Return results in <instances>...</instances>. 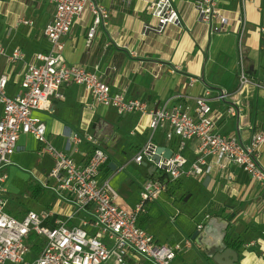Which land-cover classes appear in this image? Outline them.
I'll return each mask as SVG.
<instances>
[{
	"label": "crops",
	"instance_id": "0c3cea01",
	"mask_svg": "<svg viewBox=\"0 0 264 264\" xmlns=\"http://www.w3.org/2000/svg\"><path fill=\"white\" fill-rule=\"evenodd\" d=\"M155 1L157 0H104L102 4L110 13V25L106 29L89 12H85L76 21L71 34L61 40L67 63L83 66L98 74L110 86L113 94H122L127 100L147 101L152 108L165 105L171 108L179 95L188 97L189 104H192L195 98L206 96L209 92V104L216 113L223 114L227 107L217 100V95L224 90L244 108V116L241 118L243 126L262 119L264 87L252 84L241 91L239 87L242 66L253 82L261 83L264 79V2L217 0L220 12L229 22L226 32L211 36L208 27L199 22L196 5L189 0L176 1L183 26L170 25L159 31L157 19L149 9L150 4ZM54 13L55 7L45 0H0V44L8 53L19 47L26 54V61L16 64L0 57V75L6 74L9 78L6 88L8 97L13 98L21 93L26 63L33 61L35 55L50 49L44 30ZM25 21L30 23L26 24ZM93 27H97V34L94 39H90L88 34ZM61 92L64 100L52 99L49 110L36 111L34 116L46 123L49 142L56 149L72 156L79 164L87 163L92 147L88 143L76 147L70 142V138L75 134L83 137L92 135L96 138L109 157L107 166L102 169V177L111 181L118 194V202L127 207L118 193L122 184L117 180V172L123 168L118 163L125 146H130L135 156L150 139L143 145H135L128 139V136L131 139L138 135L146 137L152 132L148 129L149 118L141 113L119 115L114 108L93 105L86 89L80 85L64 86ZM2 113L3 106L0 103V117ZM236 128L237 120L226 118L218 121L216 131L232 134ZM159 130V134L154 135L157 146L177 152L179 139L168 142L166 128ZM196 146V142L187 145L183 154L188 160L195 159ZM37 150L38 142L33 137L20 138L19 150L13 156L14 165L6 169L9 179L5 188L10 205L9 193L13 186L9 181L19 172L25 171L24 178L28 186L39 187L43 194L49 192L52 195L51 203L43 208L54 214L49 224L51 225L57 217L65 218L74 211L71 206L58 201L57 196L43 186L42 182L47 179L54 162L51 157L41 158ZM45 159L49 161V166L44 172H40L36 162ZM29 161L32 163L29 165L32 166L31 169L26 165ZM131 162L134 163L133 159ZM111 163L116 167L114 170L110 168ZM260 163L264 168V148ZM146 167L148 173L145 181L153 176L159 177V173L151 165ZM195 181L208 191L210 198L201 210L204 214L202 220L193 229L180 233L168 230L163 232L165 215L157 213L151 216L150 213L155 202L148 205V213L142 218L144 229L159 244L174 245L192 238L198 226L206 225L210 217L234 219L226 237L242 244L238 264H264V206L259 190L253 185L249 175L239 167L232 166L226 172L215 171L206 186L205 180ZM53 183L52 180L50 184ZM177 184L179 182L173 184L165 194H170ZM10 212L16 217H23L28 211L17 209ZM74 217L70 225H78L83 214L79 213ZM206 247L207 250L201 249L193 241L192 248L178 255L174 264L231 263V255L224 250L219 253L212 244H206ZM226 248L232 249L228 245ZM130 264L150 263L136 257Z\"/></svg>",
	"mask_w": 264,
	"mask_h": 264
},
{
	"label": "built area",
	"instance_id": "2783aa9c",
	"mask_svg": "<svg viewBox=\"0 0 264 264\" xmlns=\"http://www.w3.org/2000/svg\"><path fill=\"white\" fill-rule=\"evenodd\" d=\"M45 1L55 7L54 17L44 30L50 49L26 63L22 91L18 96H7L9 78L6 74L0 75V103L3 106L0 117V264H130L136 257L150 264H174L178 255L192 248L193 240L186 238L174 245L159 244L142 227L148 205L169 192L173 184L186 179L202 182L215 171L226 172L232 166L249 175L264 206V168L260 163L264 148V117L243 126L244 108L224 90L217 95V100L227 107L223 114L216 113L209 104V92L195 98L192 104L188 97L179 95L171 108L167 105L152 108L147 101L127 100L122 94H113L98 74L83 66L68 64L61 42L64 36L71 34L76 21L85 12H89L103 28L109 27L110 13L102 4L104 0ZM176 1L157 0L150 4L159 31L170 25L183 26ZM189 1L196 5L199 22L208 27L211 36L227 31L229 19L220 12L217 0ZM96 34L97 27H93L88 36L94 39ZM0 57H5L11 64L26 61L21 48L8 53L1 44ZM252 84L262 88L264 79L261 83L253 82L242 66L239 91ZM69 85L83 86L93 105L114 108L119 115L141 113L149 118L148 129L152 136L137 151L133 162L139 166L151 165L159 177L153 176L144 183L139 202L133 208L121 206L111 181L103 179L102 169L107 166L109 157L96 138L77 134L70 138L76 147L84 143L92 147L87 163L79 164L49 142L46 123L34 116L36 111L49 110L52 99L64 100L61 89ZM226 118L237 120L236 131L232 134L216 131L218 121ZM161 128H166L168 142L179 139L178 151L169 159L161 156L156 161L159 147L154 142V135ZM22 136H31L38 142L37 153L41 158L53 159L54 166L42 184L57 196L58 201L71 206L74 211L65 218L57 217L51 225L54 214L50 210L28 211L23 217H16L9 210L6 169L14 165L13 156L19 150ZM191 142L197 143L196 157L188 160L183 152ZM79 213L83 214L80 223L70 225ZM203 227L199 225L198 229ZM38 243L41 249L35 253L33 246Z\"/></svg>",
	"mask_w": 264,
	"mask_h": 264
},
{
	"label": "rangeland",
	"instance_id": "374dc122",
	"mask_svg": "<svg viewBox=\"0 0 264 264\" xmlns=\"http://www.w3.org/2000/svg\"><path fill=\"white\" fill-rule=\"evenodd\" d=\"M159 131L157 134H159ZM151 136L152 132L146 137L138 135L131 139L128 136V139L130 142H134L135 145L140 143L143 145ZM156 140H158V136ZM133 156V149L130 146H125L122 159L120 163L117 162L119 167H123L117 172V180L122 184L118 188V193L122 198L123 204L127 206L124 207L126 209L133 208L139 202L140 191L146 182L148 173L146 166H138L131 162ZM30 164H32L31 161L28 164L26 163L27 168L32 167L29 166ZM36 164L38 165V171L44 172V169H47L49 166V161L47 159L38 160ZM24 172H19L13 180L9 181L13 186V189L9 193L11 194L10 210L13 212V210L19 209L40 213L46 204L51 203L52 195L47 192L36 198L30 191L28 182L24 178L26 176ZM34 178L36 177L34 176ZM189 196L190 198L186 200ZM209 198L210 194L207 190L203 189L200 183L193 179H187L179 182L170 194H162L160 199L154 205L152 204L153 208L150 213L151 216H155L157 213L165 215L166 222L163 232L168 230L169 232L180 233L183 230L193 229L202 220L204 214L201 210L207 204ZM178 238L179 240L181 239L179 236ZM171 240L173 242V239Z\"/></svg>",
	"mask_w": 264,
	"mask_h": 264
},
{
	"label": "water",
	"instance_id": "95a60500",
	"mask_svg": "<svg viewBox=\"0 0 264 264\" xmlns=\"http://www.w3.org/2000/svg\"><path fill=\"white\" fill-rule=\"evenodd\" d=\"M156 153H157L155 157L156 161H158V159H160L161 156H163L166 159H169L173 155L172 150L166 149L164 147H159ZM110 168L114 170L116 167L113 163H111ZM210 180L211 177H207L204 181V186H206ZM189 198L190 196L187 197L186 200H188ZM232 224H233V219L223 220L218 218L217 216L210 217L207 220L206 225H204L203 229L202 230L198 229L193 234L191 239L195 241L197 244H199V247L201 249L207 250L206 244L208 245L212 244L219 253H222V251L224 250V252H227L228 254L231 255L230 256L231 263L229 264H238L239 262L238 252H236L233 249L226 248L227 245L224 243L227 230ZM215 260L219 262L218 258H215Z\"/></svg>",
	"mask_w": 264,
	"mask_h": 264
},
{
	"label": "trees",
	"instance_id": "16d2710c",
	"mask_svg": "<svg viewBox=\"0 0 264 264\" xmlns=\"http://www.w3.org/2000/svg\"><path fill=\"white\" fill-rule=\"evenodd\" d=\"M29 188H30L31 193L34 196H36V198H38L39 196H41L43 194V190L41 188H39V187L30 185ZM229 220H231V219L229 218ZM142 227L144 228L145 226L142 225ZM33 239H35V238H33ZM226 244L228 246H230L232 249L236 250L238 253L240 252V249L242 247V244L240 242L230 241L229 237H226ZM40 249H41V244L40 243H38V244L33 246V251L35 253L40 252Z\"/></svg>",
	"mask_w": 264,
	"mask_h": 264
}]
</instances>
